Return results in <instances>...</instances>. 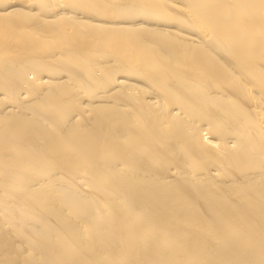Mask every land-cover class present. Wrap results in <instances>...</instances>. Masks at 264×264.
<instances>
[{"label": "bare ground", "instance_id": "6f19581e", "mask_svg": "<svg viewBox=\"0 0 264 264\" xmlns=\"http://www.w3.org/2000/svg\"><path fill=\"white\" fill-rule=\"evenodd\" d=\"M0 264H264V0H0Z\"/></svg>", "mask_w": 264, "mask_h": 264}]
</instances>
